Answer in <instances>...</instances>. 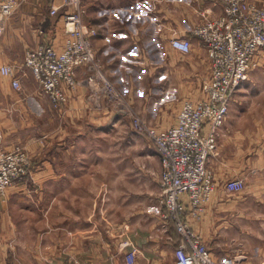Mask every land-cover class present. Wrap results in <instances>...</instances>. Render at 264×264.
<instances>
[{
    "label": "crops",
    "instance_id": "1",
    "mask_svg": "<svg viewBox=\"0 0 264 264\" xmlns=\"http://www.w3.org/2000/svg\"><path fill=\"white\" fill-rule=\"evenodd\" d=\"M62 2L23 0L18 10L5 20L0 33V66L19 65L25 50L39 43L52 42L61 47L65 39L59 30L61 21L58 15L46 17V14L51 6H60ZM83 3L84 23L97 31L94 47L107 77L127 91L128 103L136 114L149 120V125L168 128L175 122L182 101H173L176 96L165 92V99L149 103L136 99L132 93L137 95V89H201L210 64L199 40L189 33L198 22L189 12L197 7L219 14L222 3L219 0H83ZM176 7L180 12L175 13ZM174 34L190 38L192 48L188 54L170 46ZM17 77L18 89L12 86L11 77L0 73V149L24 145L33 161L28 176L9 186L0 197V264H125V254L133 249L134 264H174L173 248L179 237L173 235L172 226L160 217L159 192L154 213H134L128 218L127 213L119 210L117 217L111 215L112 183L108 174L113 164L99 156L102 148L95 140L99 134L108 132L110 122L126 115L112 114L114 111L104 102L99 107L91 103L80 68L76 72L79 83L69 93L64 112L52 115L48 112L51 109L48 99L31 71L26 69ZM241 91L250 96L247 100L251 96L264 98V81L247 80L234 94L229 109L237 104L239 108L241 102L237 97ZM246 111L251 112L249 106ZM260 112L263 113L260 117L247 114L246 126H233L230 137L223 124L220 155L209 164L214 174V191L202 216L190 220L195 233L213 254L234 246L233 238L225 236L235 230V210L233 202L229 207L230 194L224 189L225 182L245 174L253 192H264L261 154L264 107ZM239 144H246V164L239 163ZM155 155L159 161L156 150ZM251 155L256 158L252 160ZM64 156L69 159L63 160ZM64 190L68 194H63ZM63 202L69 209H64ZM255 240L254 249L264 250V239Z\"/></svg>",
    "mask_w": 264,
    "mask_h": 264
},
{
    "label": "built area",
    "instance_id": "2",
    "mask_svg": "<svg viewBox=\"0 0 264 264\" xmlns=\"http://www.w3.org/2000/svg\"><path fill=\"white\" fill-rule=\"evenodd\" d=\"M222 12H203L200 22L189 33L197 38L210 64L209 75L203 79L199 100L184 99L175 122L165 129H156L134 111L122 88L106 75L96 55L94 38L97 31L84 23L83 0H63L51 6L46 17L58 15L65 39L60 48L52 42L28 47L19 65L4 64L0 73L11 77L19 88L17 74L29 69L51 107L64 112L69 93L79 81L82 70L88 88V99L96 107L104 102L114 112L129 115L138 132L152 140L160 161V217L178 234L173 252L174 264H238L235 256L216 258L203 239L194 232L191 219L204 213L215 188L210 160L228 114L234 94L248 80L254 58L264 47V0H219ZM23 0H0V33L4 22L20 7ZM60 11V12H59ZM59 13V14H58ZM170 46L182 54L191 51L189 37L175 35ZM31 167L26 150L14 145L0 149V197L6 189L24 178ZM243 176L228 179L227 192L241 190ZM134 249L124 256L125 264H134Z\"/></svg>",
    "mask_w": 264,
    "mask_h": 264
},
{
    "label": "rangeland",
    "instance_id": "3",
    "mask_svg": "<svg viewBox=\"0 0 264 264\" xmlns=\"http://www.w3.org/2000/svg\"><path fill=\"white\" fill-rule=\"evenodd\" d=\"M177 12H180V9L176 7L175 13ZM203 12L208 13L206 10L192 7L189 13L195 21L196 18H198V22H200L202 18L201 14ZM248 81H264V47L258 50L254 58ZM125 91L126 90H124V92ZM135 91L138 92L137 95H135L133 91L132 94L136 96V99L147 100L149 103L160 102L157 101V99H165L164 94L166 93L173 94L176 97H173L172 100H178L180 102L184 99L199 100L203 95L201 89L185 88L169 90L137 89ZM246 95L247 93H242L241 91L237 97L239 102H241L239 103V108H237V104V107H230L228 111L224 125L227 128V135L229 137L233 131V126H238V128L240 126H246L248 118L247 114L249 117L252 115L260 117L263 115V113L260 112V109L264 107V98L251 96V99L247 100L246 98H249L250 96ZM49 106L52 109L48 111L50 115H52V113H60L51 107V105ZM248 106L249 111L251 112L246 113ZM242 108L244 109L242 110ZM132 111H134L133 108ZM115 113L116 112L112 114ZM116 114H121L123 116L121 112H117ZM149 115L151 116V114ZM124 117V119L113 120L110 122L108 132L104 133V135L99 134V137L95 140V144L102 148L100 149L99 156H104L105 161H109L113 164V168L108 174L112 183L110 185L111 215L117 217L119 210L121 213H127L128 218L134 213L149 215L151 212L154 213L158 209L157 194L159 192L160 165L158 158L155 155L156 149L152 140L146 135V133L138 132L135 129L132 118H130L129 115ZM144 121L147 124H150L148 119H144ZM46 123H48V121ZM49 127V125H46V128ZM220 137L221 133L218 138L217 149L213 160L220 155ZM18 146L23 147L30 157V162L33 161V157L29 150L25 148L24 145ZM239 146L237 155L240 159L239 163L246 164V144H239ZM261 154L264 156L263 152H261ZM257 155L258 154L256 153L255 156ZM231 156H235V154ZM254 158L256 157H252V160ZM66 159L69 158L64 156L63 160ZM30 170L31 168L28 169L24 178L28 176ZM104 173L107 175L108 171L104 170ZM242 176L245 180L243 188L238 191L227 192L230 194L228 196L229 207H231V203L233 202L232 208L235 210V230L231 234L226 233L225 236L233 238L232 242L234 246L232 248L230 247L228 250H216L217 254L214 252V256L220 258L229 254L237 258L238 264H264V250L254 249L255 238L264 239V192H253L252 188L249 187L248 179L245 174ZM65 193L68 194V192L64 190L63 194ZM63 203L64 209H69L67 203ZM53 217L51 216L52 219ZM196 234L198 233L196 232ZM175 247L176 246L173 248V252Z\"/></svg>",
    "mask_w": 264,
    "mask_h": 264
},
{
    "label": "trees",
    "instance_id": "4",
    "mask_svg": "<svg viewBox=\"0 0 264 264\" xmlns=\"http://www.w3.org/2000/svg\"><path fill=\"white\" fill-rule=\"evenodd\" d=\"M170 228H172L171 230H174V231H172V233L175 236L177 234V232L175 231V229L173 227H170Z\"/></svg>",
    "mask_w": 264,
    "mask_h": 264
},
{
    "label": "bare ground",
    "instance_id": "5",
    "mask_svg": "<svg viewBox=\"0 0 264 264\" xmlns=\"http://www.w3.org/2000/svg\"><path fill=\"white\" fill-rule=\"evenodd\" d=\"M245 83V82H244Z\"/></svg>",
    "mask_w": 264,
    "mask_h": 264
}]
</instances>
